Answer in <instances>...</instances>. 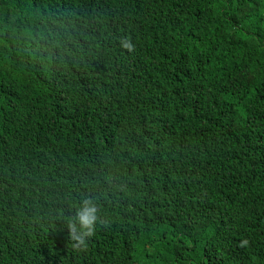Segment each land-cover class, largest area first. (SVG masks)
I'll list each match as a JSON object with an SVG mask.
<instances>
[{
	"label": "trees",
	"instance_id": "16d2710c",
	"mask_svg": "<svg viewBox=\"0 0 264 264\" xmlns=\"http://www.w3.org/2000/svg\"><path fill=\"white\" fill-rule=\"evenodd\" d=\"M261 157L264 0H0V264H264Z\"/></svg>",
	"mask_w": 264,
	"mask_h": 264
},
{
	"label": "clouds",
	"instance_id": "9594fccd",
	"mask_svg": "<svg viewBox=\"0 0 264 264\" xmlns=\"http://www.w3.org/2000/svg\"><path fill=\"white\" fill-rule=\"evenodd\" d=\"M130 46V45H127ZM176 146V142L165 141L163 139L157 140L156 144L153 146L152 151L149 157L150 167L155 169L162 160H169V165H179L182 162V159L173 158V149ZM163 167V165L161 166ZM257 169L264 171V157L259 159V162L256 165ZM99 207L97 203L94 205L86 204L78 209L75 223L69 222V228L73 233H76V238L81 239L85 234L91 232L92 229H95L97 219H98ZM81 230L77 232V229Z\"/></svg>",
	"mask_w": 264,
	"mask_h": 264
}]
</instances>
